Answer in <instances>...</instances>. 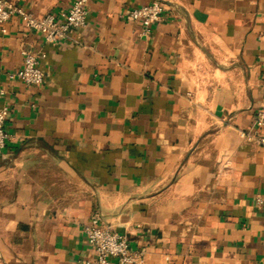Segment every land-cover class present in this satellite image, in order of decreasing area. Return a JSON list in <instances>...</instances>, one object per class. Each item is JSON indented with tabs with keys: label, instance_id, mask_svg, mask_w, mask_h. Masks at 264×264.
<instances>
[{
	"label": "crops",
	"instance_id": "1",
	"mask_svg": "<svg viewBox=\"0 0 264 264\" xmlns=\"http://www.w3.org/2000/svg\"><path fill=\"white\" fill-rule=\"evenodd\" d=\"M153 1L89 0L55 43L17 15L0 30V264H83L94 214L146 264H264V146L240 135L264 101V0H160L144 34L128 12ZM22 49L41 85L9 77Z\"/></svg>",
	"mask_w": 264,
	"mask_h": 264
},
{
	"label": "built area",
	"instance_id": "2",
	"mask_svg": "<svg viewBox=\"0 0 264 264\" xmlns=\"http://www.w3.org/2000/svg\"><path fill=\"white\" fill-rule=\"evenodd\" d=\"M88 2L89 0H75L65 11L38 17L11 0H0V30L6 32L7 23L17 15L27 28L43 33L47 43H55L68 37L70 29L86 26ZM163 12V3L154 0L131 8L128 15L142 24L144 34H149L151 27L163 19ZM22 55V67L10 73L9 77L27 85H41L45 73L40 67V57L26 49H22ZM9 114L8 108L0 109V150L6 146L9 138L5 128ZM240 135L247 142L264 146V101L257 110L251 128L241 130ZM257 202L262 205L263 199L258 197ZM84 231L88 243L94 248V256L83 264H146L145 251L132 249L126 235L102 225L100 215L94 214Z\"/></svg>",
	"mask_w": 264,
	"mask_h": 264
}]
</instances>
